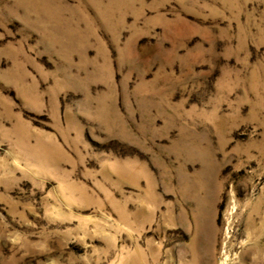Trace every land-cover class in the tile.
Segmentation results:
<instances>
[{
    "label": "rangeland",
    "instance_id": "1",
    "mask_svg": "<svg viewBox=\"0 0 264 264\" xmlns=\"http://www.w3.org/2000/svg\"><path fill=\"white\" fill-rule=\"evenodd\" d=\"M0 264H264V0H0Z\"/></svg>",
    "mask_w": 264,
    "mask_h": 264
}]
</instances>
